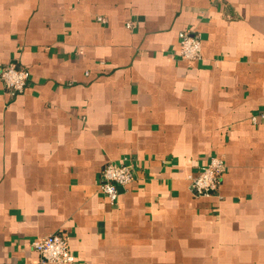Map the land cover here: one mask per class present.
I'll use <instances>...</instances> for the list:
<instances>
[{
	"label": "crops",
	"instance_id": "1",
	"mask_svg": "<svg viewBox=\"0 0 264 264\" xmlns=\"http://www.w3.org/2000/svg\"><path fill=\"white\" fill-rule=\"evenodd\" d=\"M8 63L29 79L0 82V264H39L50 233L72 264H264V0H0ZM214 154L218 191L195 196ZM125 158L112 206L99 174Z\"/></svg>",
	"mask_w": 264,
	"mask_h": 264
},
{
	"label": "built area",
	"instance_id": "2",
	"mask_svg": "<svg viewBox=\"0 0 264 264\" xmlns=\"http://www.w3.org/2000/svg\"><path fill=\"white\" fill-rule=\"evenodd\" d=\"M99 21L104 18L97 16ZM128 22L127 27L131 26ZM179 57L188 61L201 58L200 37L191 30L178 32ZM29 79V71L26 67H18L13 63L0 66V82L10 97L24 92ZM264 119V113L260 116ZM257 116L251 119L256 123ZM226 170L224 157L214 154L208 161L199 166L195 171L187 174L189 190L198 197H207L216 194ZM136 176V170L132 162L125 158L121 162L109 161L103 166L98 179V189L114 206L119 199V187L130 184ZM31 247L39 255V264H72L75 256L71 252L67 237L62 233H50L31 242Z\"/></svg>",
	"mask_w": 264,
	"mask_h": 264
}]
</instances>
